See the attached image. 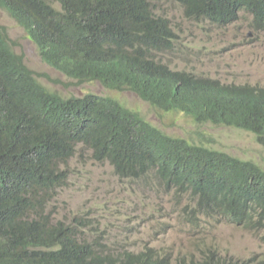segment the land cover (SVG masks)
<instances>
[{
    "label": "trees",
    "instance_id": "1",
    "mask_svg": "<svg viewBox=\"0 0 264 264\" xmlns=\"http://www.w3.org/2000/svg\"><path fill=\"white\" fill-rule=\"evenodd\" d=\"M174 1L190 20L226 27L244 12L264 30V0ZM151 2L0 0V9L37 45L42 61L75 85L130 90L156 109L183 113L197 124L242 129L264 144V88L224 85L161 64L156 53L172 51L176 36ZM38 77L48 78L25 66L0 28V264L171 263L152 249L112 254L101 243H81L80 222L67 225L47 213L69 182V171L60 168L78 145L121 180L147 179L153 188L188 195L205 216L264 231V172L256 165L168 137L111 98L64 99ZM178 264L225 262L212 254Z\"/></svg>",
    "mask_w": 264,
    "mask_h": 264
},
{
    "label": "rangeland",
    "instance_id": "2",
    "mask_svg": "<svg viewBox=\"0 0 264 264\" xmlns=\"http://www.w3.org/2000/svg\"><path fill=\"white\" fill-rule=\"evenodd\" d=\"M151 1L153 13L166 20L176 36L172 51L156 54L162 64L172 71L224 85L264 88V30L252 25L250 14L242 12L236 22L218 27L208 21L187 19L184 8L174 0ZM51 5L60 8L59 4ZM0 28L6 29L12 50L23 56L25 66L48 76L37 80L50 92L64 99L88 93L111 98L168 137L251 162L264 172V144H259L255 135L221 125L194 123L183 113L154 108L130 90L111 91L98 82L75 85L41 60L37 45L2 9ZM60 169L69 171V182L57 191L47 213L52 212L55 220L67 225L80 222L76 238L81 243H101L112 254L152 249L160 258L168 256L170 264L200 261L212 254L225 264L264 259L263 230L249 231L219 216H205L188 195L153 188V182L147 179L121 180L108 163L94 161L92 152L84 146L78 145L67 167Z\"/></svg>",
    "mask_w": 264,
    "mask_h": 264
},
{
    "label": "clouds",
    "instance_id": "3",
    "mask_svg": "<svg viewBox=\"0 0 264 264\" xmlns=\"http://www.w3.org/2000/svg\"><path fill=\"white\" fill-rule=\"evenodd\" d=\"M52 6V5H51ZM3 10V9H2ZM58 10H60V8L58 9ZM6 12V11H5ZM8 14V13H7ZM31 41V40H30ZM33 42V41H32ZM34 43V42H33ZM167 52V51H166ZM39 53H40V51H39ZM160 53V52H159ZM157 54V53H156ZM18 55V54H17ZM22 56V55H21ZM156 59H157V55H156ZM42 60V59H41ZM158 60V59H157ZM159 61V60H158ZM160 62V61H159ZM45 63V62H44ZM161 63V62H160ZM45 64H47V63H45ZM162 64V63H161ZM48 65V64H47ZM164 65V64H163ZM50 66V65H49ZM51 67V66H50ZM54 69V68H53ZM172 71V70H171ZM59 72V71H58ZM173 72H177V71H173ZM61 73V72H60ZM62 74V73H61ZM64 75V74H63ZM67 77V76H66ZM69 78V77H68ZM102 86V85H101ZM103 87V86H102ZM106 89V88H105ZM107 90H109V89H107ZM111 91H113V90H111ZM134 93V92H133ZM88 94H91V93H88ZM86 95V94H85ZM95 95V94H94ZM99 96V95H98ZM104 97V96H103Z\"/></svg>",
    "mask_w": 264,
    "mask_h": 264
},
{
    "label": "bare ground",
    "instance_id": "4",
    "mask_svg": "<svg viewBox=\"0 0 264 264\" xmlns=\"http://www.w3.org/2000/svg\"><path fill=\"white\" fill-rule=\"evenodd\" d=\"M162 19V18H161ZM43 76V75H42ZM45 77V76H44ZM47 78V77H46ZM205 78V77H204ZM244 86V85H243ZM249 86V85H248ZM242 130V129H241ZM195 205H196V202H195ZM198 208V207H197ZM202 211V210H201ZM198 214V213H197ZM204 215V214H203ZM193 223V222H192ZM132 252V251H131ZM137 253V252H136Z\"/></svg>",
    "mask_w": 264,
    "mask_h": 264
}]
</instances>
